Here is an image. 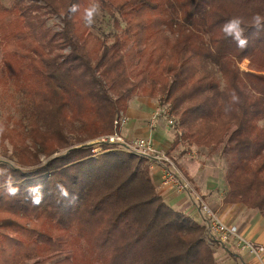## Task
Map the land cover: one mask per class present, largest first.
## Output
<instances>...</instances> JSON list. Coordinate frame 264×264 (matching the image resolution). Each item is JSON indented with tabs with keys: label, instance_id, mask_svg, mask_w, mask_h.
Here are the masks:
<instances>
[{
	"label": "trees",
	"instance_id": "1",
	"mask_svg": "<svg viewBox=\"0 0 264 264\" xmlns=\"http://www.w3.org/2000/svg\"><path fill=\"white\" fill-rule=\"evenodd\" d=\"M92 2L0 1V87L25 113L24 135L0 134V264H217L202 222L164 202L147 159L109 144L94 157L86 142L112 133L133 96L155 99L177 122L172 147L232 154L222 202L264 219V29L250 26L264 0H98L106 32L82 19ZM234 16L245 49L222 32ZM233 91L240 103L225 112Z\"/></svg>",
	"mask_w": 264,
	"mask_h": 264
},
{
	"label": "crops",
	"instance_id": "2",
	"mask_svg": "<svg viewBox=\"0 0 264 264\" xmlns=\"http://www.w3.org/2000/svg\"><path fill=\"white\" fill-rule=\"evenodd\" d=\"M156 107L157 102L152 99L133 96L125 111L128 123L121 129L122 135L126 139L151 138L157 150L170 154L172 160H176L181 169L185 171L193 187L190 190L191 193L200 196L224 223L236 227L245 239L257 246L264 247L263 217L257 210L248 209L240 204L222 202L227 190L224 180L214 173L212 167L203 166L198 164V161H194L193 149L198 151L201 148L187 146L181 142L172 147L176 133L168 127L165 119L159 117L150 122ZM184 148L185 150L187 148V152L182 151ZM199 158L203 159L204 156H199ZM150 170H152L153 183L164 202L171 209L179 211L201 224V213L198 210L199 207L194 204L191 193L186 190L183 192L161 187V169L153 165ZM212 252L217 264H264V255L261 258H256L245 251H240L232 244H217L212 247Z\"/></svg>",
	"mask_w": 264,
	"mask_h": 264
},
{
	"label": "built area",
	"instance_id": "3",
	"mask_svg": "<svg viewBox=\"0 0 264 264\" xmlns=\"http://www.w3.org/2000/svg\"><path fill=\"white\" fill-rule=\"evenodd\" d=\"M161 110H156L152 119H156L161 114ZM166 114L167 124L174 130L177 122ZM128 123V117L125 113H119L113 120L114 131L95 141L96 149L92 153L99 151L101 144H109L120 149L130 155L145 158L153 165L161 169L160 186L164 188H173L177 191H185L188 185L182 177H180L173 162L166 156L164 152L157 150L151 138H131L125 139L121 135L123 129ZM195 201L198 203V210L201 213L202 224L206 230V234L212 241L213 246L217 244H232L240 251L261 258L264 255V247L257 246L245 239L238 229L232 225H228L222 221L216 212H214L200 197L195 195Z\"/></svg>",
	"mask_w": 264,
	"mask_h": 264
},
{
	"label": "rangeland",
	"instance_id": "4",
	"mask_svg": "<svg viewBox=\"0 0 264 264\" xmlns=\"http://www.w3.org/2000/svg\"><path fill=\"white\" fill-rule=\"evenodd\" d=\"M0 1L3 3H8V0H0ZM106 17L107 16L102 11H100V14L96 17L95 23L91 27L93 29L99 27V28H102V30L104 32H106L109 29L105 23ZM46 24L49 27L56 29L58 27V25H60V20L57 16H53L52 18L47 20ZM98 31H99V29H98ZM238 70H239V73L249 70L248 61L246 59H244L241 63L238 64ZM216 77L218 79L219 86L222 87L225 83V78L222 75H220L218 72H216ZM138 97H141V96H138ZM143 98H145V97H143ZM149 99H151V98H149ZM152 101L156 102L157 100L152 99ZM23 105L24 104L22 103V99L20 98L19 95L15 94L12 91V87L10 85L7 88L0 87V123H2L4 126L8 125L9 129L16 128V131H17L16 134H20L21 136L25 134L23 131V127L25 126V121L23 120L24 114H25ZM156 110L162 111L161 114L159 116H157V118L163 117L165 119L166 124H167V118H166V114H165V112H166L167 115H169L167 112V108L160 106L157 102V107L155 109V112H156ZM155 120H153L151 118V121L150 120L149 121L153 122ZM259 124L261 125L262 123L259 122ZM168 127L171 128L169 125H168ZM171 129H173V128H171ZM174 131H175L174 133L177 134L176 130H174ZM174 133H173V135H174ZM121 135H122V132H121ZM104 136H106V135L96 137L93 140L86 142V144L87 145L93 144V143H95V141H97L98 139H100L101 137H104ZM11 138H12V140H15V136H13V132L11 133ZM69 138H71V136H69ZM4 143H5V146L7 147L8 155H11L12 150H11L10 143L8 141H5ZM200 148L201 149H199L198 151L193 149V153H194V157H195L194 161H196V162L198 161V164H202L203 166L206 165V166L212 167L214 169V173L217 174L219 177H221L225 183L226 170H227L228 166L231 164V161L233 160L232 154L230 152H227V153L222 152V146L219 147L217 150H214V151L213 150L210 151V150H207V149L202 148V147H200ZM118 150H120V149H118ZM186 150H187V148H186ZM186 150L184 148L182 151L187 152ZM101 152H103V151L100 148L99 151L97 150L95 153H93L94 157H96ZM191 153H192V151H191ZM55 155H57V154H54L53 156H55ZM199 156H204V158L201 159V158H199ZM168 157L172 160V158L170 157V154ZM6 160H7V158L3 157L0 154V161L7 162ZM172 161H173L175 168L177 169V172L179 173L180 177H182V179H184L188 185V188L185 190L188 191L189 193H191L190 190L193 187L190 184V181L188 180V177L186 176L185 171H183L181 169L180 165L176 162V160H172ZM148 164H149V167L151 169L153 164L150 161ZM154 166H156V165H154ZM198 167H199V165H198ZM150 174H152V170H150ZM225 185H226V183H225ZM195 195H197V194L191 193V196L193 197L194 204H196L198 206V203L195 201ZM198 197H200V196H198Z\"/></svg>",
	"mask_w": 264,
	"mask_h": 264
},
{
	"label": "clouds",
	"instance_id": "5",
	"mask_svg": "<svg viewBox=\"0 0 264 264\" xmlns=\"http://www.w3.org/2000/svg\"><path fill=\"white\" fill-rule=\"evenodd\" d=\"M80 10V6L73 4L69 11L71 13H77ZM101 6L98 2V0H94V2L90 3L87 7L83 9L82 13V19L86 26H92L95 23L96 17L100 14ZM251 27L255 28L257 32L264 29V16H261L260 14H255L251 18ZM246 21L241 16H234L231 19L227 20L222 25V32L224 33L226 38H231L240 49H245L248 45V38L245 35L246 33V27H245ZM240 103V97L237 95L235 91L231 93V102L229 105L225 107V112L231 111V105L232 104H238ZM5 131L4 126L2 123H0V134H3ZM6 184L10 185L11 181H6ZM57 188L59 189L60 195L64 198H68L70 196V193L68 192L67 188H65L63 185H57ZM6 193L8 195H15L17 189L8 186L5 189Z\"/></svg>",
	"mask_w": 264,
	"mask_h": 264
}]
</instances>
